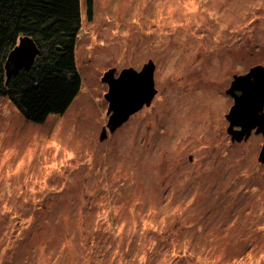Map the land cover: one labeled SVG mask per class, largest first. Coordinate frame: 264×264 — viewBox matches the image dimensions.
<instances>
[{
    "label": "rangeland",
    "instance_id": "374dc122",
    "mask_svg": "<svg viewBox=\"0 0 264 264\" xmlns=\"http://www.w3.org/2000/svg\"><path fill=\"white\" fill-rule=\"evenodd\" d=\"M89 1L68 111L0 97V264H264V137L230 141L225 92L264 66V0ZM151 60L150 107L102 141L104 75Z\"/></svg>",
    "mask_w": 264,
    "mask_h": 264
},
{
    "label": "trees",
    "instance_id": "16d2710c",
    "mask_svg": "<svg viewBox=\"0 0 264 264\" xmlns=\"http://www.w3.org/2000/svg\"><path fill=\"white\" fill-rule=\"evenodd\" d=\"M80 1L0 0V97L33 124L64 115L81 91L76 62ZM25 36L34 40L40 54L30 70L7 81L8 56Z\"/></svg>",
    "mask_w": 264,
    "mask_h": 264
},
{
    "label": "water",
    "instance_id": "95a60500",
    "mask_svg": "<svg viewBox=\"0 0 264 264\" xmlns=\"http://www.w3.org/2000/svg\"><path fill=\"white\" fill-rule=\"evenodd\" d=\"M40 50L34 40L29 37H21L18 45L8 56L6 64L7 81L17 76L22 70H30ZM115 69H112L103 77L108 84V92L105 99L108 101V124L110 133H114L129 121L132 115L141 111L145 106L150 107L157 94L155 90V64L151 60L138 72L133 69L122 70L115 77ZM232 90L241 91V96L235 98V104L231 108L227 119L231 125L229 128L239 127L233 130V140L241 142L251 136L253 130L264 134V66L257 65L251 68L250 73L236 76L232 84ZM107 128L101 134V140L108 136ZM264 162V147L260 155Z\"/></svg>",
    "mask_w": 264,
    "mask_h": 264
},
{
    "label": "flooded vegetation",
    "instance_id": "af4514ba",
    "mask_svg": "<svg viewBox=\"0 0 264 264\" xmlns=\"http://www.w3.org/2000/svg\"><path fill=\"white\" fill-rule=\"evenodd\" d=\"M257 66V65H256ZM143 67L144 66H142V67H133L136 71H142V69H143ZM110 70H112V69H110ZM247 73H244L243 75H246ZM243 75H241V74H236V75H234V77H233V79H232V81H231V83H230V85H229V87L226 89V94L228 95V97L231 99V101H232V103H231V105H230V107H229V111H228V114H229V112H230V110H231V108L234 106V104H235V98L236 97H239V96H241V91H238V90H232V84H233V82L235 81V77L236 76H243ZM119 76V74H117V69H116V72H115V77H118ZM144 108H147L146 106L144 107ZM143 108V109H144ZM142 109V110H143ZM141 110V111H142ZM141 111H139V112H141ZM139 112H137V113H135L134 115H132L131 116V118L133 117V116H135L136 114H138ZM228 114H226V121H227V123H228V128H227V133H228V137L230 138V141L232 142V143H237V144H242V143H244L245 141H248V140H250L251 138H252V136H257V135H260V136H262V137H264V134L263 133H257V129H255V130H253L252 131V133H251V136L246 140V139H244V140H242L241 142H238V141H236V140H233V138H232V135H231V133L233 132V130H240V128L239 127H234V129L233 130H230L229 131V128H230V125H231V123H230V121L227 119V115ZM130 118V119H131ZM129 119V120H130ZM108 124V123H107ZM126 124V123H125ZM124 124V125H125ZM104 128H107V125H106V127H104ZM104 128H103V130H104ZM121 128V127H120ZM120 128H118L116 131H118ZM115 131V132H116ZM114 132V133H115ZM107 133H108V136L106 137V138H108L109 137V135H114V133H110V131H109V129L107 128ZM258 137V136H257ZM105 138V139H106ZM263 147H264V144H263V146H262V149H261V151H260V154H259V158H258V160H259V162H261V163H263L264 164V162H262L261 160H260V155H261V152H262V150H263Z\"/></svg>",
    "mask_w": 264,
    "mask_h": 264
},
{
    "label": "clouds",
    "instance_id": "9594fccd",
    "mask_svg": "<svg viewBox=\"0 0 264 264\" xmlns=\"http://www.w3.org/2000/svg\"><path fill=\"white\" fill-rule=\"evenodd\" d=\"M25 37H26V36H25ZM29 38H30V37H29ZM19 40H20V39H19ZM18 43H19V41H18ZM35 44H36V43H35ZM17 45H18V44H17ZM17 45H16V46H17ZM36 45H37V44H36ZM16 46H15V47H16ZM37 47H38V46H37ZM38 48H39V47H38ZM13 49H14V48H13ZM39 50H40V49H39ZM39 54H40V53H39ZM38 56H39V55H38ZM38 56H37V57H38ZM34 63H35V62H34ZM154 77H155V76H154ZM107 92H108V91H107ZM105 94H106V93H105ZM105 94H104V98H105ZM105 100H106V99H105ZM106 101H107V100H106ZM107 103H108V101H107ZM108 106H109V103H108ZM146 107H147V106H146ZM15 108H16V107H15ZM16 109H17V108H16ZM101 134H102V133H101Z\"/></svg>",
    "mask_w": 264,
    "mask_h": 264
},
{
    "label": "bare ground",
    "instance_id": "6f19581e",
    "mask_svg": "<svg viewBox=\"0 0 264 264\" xmlns=\"http://www.w3.org/2000/svg\"><path fill=\"white\" fill-rule=\"evenodd\" d=\"M168 5H171V3L169 2V4ZM158 27H161V25H158ZM169 27H172L171 25L169 26ZM160 33V32H159ZM193 87H195V85L192 83L191 84Z\"/></svg>",
    "mask_w": 264,
    "mask_h": 264
}]
</instances>
